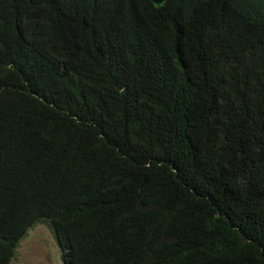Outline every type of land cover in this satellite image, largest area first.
Returning <instances> with one entry per match:
<instances>
[{"label":"trees","instance_id":"16d2710c","mask_svg":"<svg viewBox=\"0 0 264 264\" xmlns=\"http://www.w3.org/2000/svg\"><path fill=\"white\" fill-rule=\"evenodd\" d=\"M264 264V0H0V264Z\"/></svg>","mask_w":264,"mask_h":264},{"label":"rangeland","instance_id":"374dc122","mask_svg":"<svg viewBox=\"0 0 264 264\" xmlns=\"http://www.w3.org/2000/svg\"><path fill=\"white\" fill-rule=\"evenodd\" d=\"M10 264H65L53 227L48 222L32 226Z\"/></svg>","mask_w":264,"mask_h":264},{"label":"water","instance_id":"95a60500","mask_svg":"<svg viewBox=\"0 0 264 264\" xmlns=\"http://www.w3.org/2000/svg\"><path fill=\"white\" fill-rule=\"evenodd\" d=\"M156 5H163L166 0H152Z\"/></svg>","mask_w":264,"mask_h":264}]
</instances>
